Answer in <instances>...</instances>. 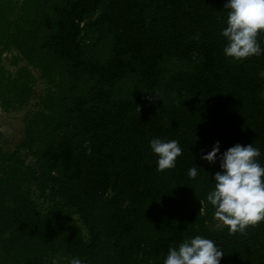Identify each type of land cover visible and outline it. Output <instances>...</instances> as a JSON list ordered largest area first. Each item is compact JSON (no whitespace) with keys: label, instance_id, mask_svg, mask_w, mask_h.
Returning <instances> with one entry per match:
<instances>
[{"label":"trees","instance_id":"obj_1","mask_svg":"<svg viewBox=\"0 0 264 264\" xmlns=\"http://www.w3.org/2000/svg\"><path fill=\"white\" fill-rule=\"evenodd\" d=\"M225 3L0 0V108L29 103L36 70L47 84L22 143L0 146V264H163L196 235L220 264H264V222L230 234L206 201L217 141L252 143L264 165V55H224ZM154 137L179 141L175 168L156 170Z\"/></svg>","mask_w":264,"mask_h":264},{"label":"clouds","instance_id":"obj_2","mask_svg":"<svg viewBox=\"0 0 264 264\" xmlns=\"http://www.w3.org/2000/svg\"><path fill=\"white\" fill-rule=\"evenodd\" d=\"M224 9H227L226 26L219 32L226 41L224 55L234 61L264 55V47L258 40L264 32V0H226ZM154 93L148 97L150 101L161 98L159 93ZM149 147L157 157L158 172L175 168L177 157L182 155L177 140L154 137ZM218 153L219 141L200 157L211 164L219 160V170L212 179L214 187L206 194V201L214 209L213 219L230 234L244 233L249 226L264 222V165L258 160L262 153L252 143H237L219 156ZM187 175L196 179L198 169L189 168ZM223 255L215 241L196 235L177 246L170 245L163 264H220ZM52 264L58 262L53 259ZM67 264H84V261L72 257Z\"/></svg>","mask_w":264,"mask_h":264},{"label":"rangeland","instance_id":"obj_3","mask_svg":"<svg viewBox=\"0 0 264 264\" xmlns=\"http://www.w3.org/2000/svg\"><path fill=\"white\" fill-rule=\"evenodd\" d=\"M19 54L16 50L6 52L3 55V64L8 73L16 74L17 69L25 64L20 61L18 65L14 63ZM38 76V83L36 84V92L26 106L17 107L15 109L5 110L0 108V146L6 151H14L24 140L26 132L27 117L40 108V96L47 88L45 81L39 78V71H35ZM26 150L22 151L24 156H27L29 162H33L32 156L26 154ZM33 196L39 206L44 207V202L38 198L37 190L33 189ZM216 225H221L219 222ZM87 235V231H85Z\"/></svg>","mask_w":264,"mask_h":264}]
</instances>
